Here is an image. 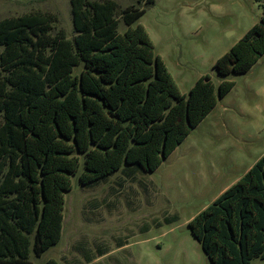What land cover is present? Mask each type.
<instances>
[{
    "label": "trees",
    "instance_id": "16d2710c",
    "mask_svg": "<svg viewBox=\"0 0 264 264\" xmlns=\"http://www.w3.org/2000/svg\"><path fill=\"white\" fill-rule=\"evenodd\" d=\"M71 13V39L50 13L0 21V264H35L59 244L73 176L89 187L155 172L235 87L207 75L182 95L135 27L146 9L71 0ZM263 55L264 10L214 67L245 74ZM189 228L212 264L264 260V156Z\"/></svg>",
    "mask_w": 264,
    "mask_h": 264
},
{
    "label": "rangeland",
    "instance_id": "374dc122",
    "mask_svg": "<svg viewBox=\"0 0 264 264\" xmlns=\"http://www.w3.org/2000/svg\"><path fill=\"white\" fill-rule=\"evenodd\" d=\"M114 1L121 10L146 9L135 27L146 30L182 95L207 75L216 88L222 81L235 87L155 172L128 177L121 170L89 187L73 176L62 239L31 261L212 264L189 223L264 153V55L245 74L222 78L214 65L260 23L264 0H153L149 7L147 0ZM37 12L56 15L54 33L74 37L71 0H0V21Z\"/></svg>",
    "mask_w": 264,
    "mask_h": 264
},
{
    "label": "crops",
    "instance_id": "0c3cea01",
    "mask_svg": "<svg viewBox=\"0 0 264 264\" xmlns=\"http://www.w3.org/2000/svg\"><path fill=\"white\" fill-rule=\"evenodd\" d=\"M263 156H264V153H263V154H262V155H261L256 161H258V160H259L260 158H262ZM255 164H256V163H255ZM255 164H254V165H255ZM254 165H253V166H254ZM253 166H250L249 169L247 170V172H248ZM247 172H246V173H247ZM246 173H245V174H246ZM245 174H244V175H245Z\"/></svg>",
    "mask_w": 264,
    "mask_h": 264
}]
</instances>
